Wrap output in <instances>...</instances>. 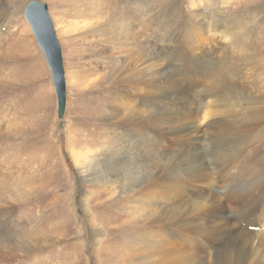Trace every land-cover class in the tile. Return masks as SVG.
I'll list each match as a JSON object with an SVG mask.
<instances>
[{
    "label": "rangeland",
    "instance_id": "374dc122",
    "mask_svg": "<svg viewBox=\"0 0 264 264\" xmlns=\"http://www.w3.org/2000/svg\"><path fill=\"white\" fill-rule=\"evenodd\" d=\"M27 1L0 0V264H264V0H39L62 51V119L22 16ZM211 9L234 43L247 32L242 45L182 32L181 15L206 19ZM222 51L230 62L212 76ZM142 60L153 78L168 74L147 86L160 99L149 113L129 106L126 77L139 78ZM214 82L233 86L215 92ZM172 101L199 110L183 138L156 128ZM150 112L142 140L119 138L118 125L143 131ZM93 165L109 169L103 187L89 182ZM150 187L148 202L133 199ZM185 223L202 235L197 248L183 246L198 257L176 261L182 240L162 231Z\"/></svg>",
    "mask_w": 264,
    "mask_h": 264
},
{
    "label": "bare ground",
    "instance_id": "6f19581e",
    "mask_svg": "<svg viewBox=\"0 0 264 264\" xmlns=\"http://www.w3.org/2000/svg\"><path fill=\"white\" fill-rule=\"evenodd\" d=\"M197 1H199V0H188V5L190 6L194 2H197ZM173 3H175V1ZM172 5H171V8H170V6L168 7L171 11H173L175 9V6L174 5L172 6ZM188 9H190V8H188ZM210 12H211V14L206 19L197 18V15H195V14H191V16L184 14V15H181L179 17L177 11L175 13V17H179L182 20L181 21V23L183 24V28H181L182 32L186 35H191L196 40H199L198 38H196V36H197L196 33L203 31L201 29H205L206 30L205 32L209 35H211L214 32H218V35L227 41V48L229 50L234 47V44L236 46L242 45L241 42L245 41V37H246L247 32L245 30H243L242 32H239L238 39L234 43L233 32L231 31V29L229 27H225L222 31H217L215 29L216 20L214 19V15L216 14V12L214 11V9H211ZM112 13L114 14L116 12L113 10ZM162 15H165L166 18L168 16V14L166 13L165 10L159 15V17H161ZM6 16H7V13H5L3 10H0V18H2L4 20L6 18ZM22 16L25 20V17L23 15V10H22ZM112 17H114V15H112L111 18L108 17L107 20H109V22L112 20H116V19H112ZM160 20H163V19L160 18ZM166 23H168V21ZM2 25H3V23L0 24V26H2ZM28 26H29V24H28ZM180 27H181V25H180ZM29 28H30V26H29ZM110 28L112 29L113 33H115V34H119L122 30V27L119 28L116 25H113V26L110 25ZM175 28H176V24L171 23V25H170L169 29L166 31V33H170L173 30L175 31ZM244 28H247V27L244 26ZM30 31H31V29H30ZM179 33H180V31H179ZM209 35L205 38L206 40L209 39V37H210ZM262 44H264V43L262 42ZM168 47H169V42L165 41L164 43H160L159 50L164 53ZM217 58H218V60L214 61L213 65L210 69L212 76H214L215 73L219 69L225 67L227 65V63L230 62L229 55L224 51H222ZM139 65H140L139 68L141 70H143L142 73L137 72V74L139 75V78L131 80L130 75L126 77V80L128 81V83L131 81L130 82L131 83L130 88L132 89V92L130 94L133 97V100L129 104V106L131 107V105H133L131 108L139 107V109L141 108L142 111H146L149 113V111H147L143 107L146 105H150L151 103H154V101L158 103V101L160 99L157 97V95H154L152 93V91L147 88V86H151L152 84H154L155 81L157 83H159V80H166L165 77L168 76V74H167V72L161 71L158 74V77L156 76L153 78L152 74H154V70H153L151 61L142 60L141 63H139ZM230 86H233L232 82H227V83L214 82L210 86V89L212 91H215V92H218V91L221 92V91L229 88ZM0 89L3 90L4 87H1ZM161 96L164 99H167L165 93ZM230 97H231V95L227 96L228 99H230ZM147 103H149V104H147ZM170 105L175 106V108L173 109L172 115L169 117V119H165L164 117L160 118V120H159L160 123L156 126V128L158 131H162V132L167 131L168 133H171V134H178L177 138H183L187 135V132L192 127H194V122L197 120L196 117H197L199 110L193 108L192 106H188L185 109L184 107H181L179 105L177 106V103L175 101L170 102ZM150 116H151V112H150V115L148 116V119L146 120V123L143 124L144 125L143 131H142V129L140 130L139 128H137L136 125H133V124L130 125L126 121H123L121 125H118V129L116 130V132L118 133L117 135L119 136L120 139H124V140L128 139V140H131L132 142H135L133 140L134 138H137L138 140H142L140 138V134L142 132L146 133L149 130L152 131L154 129V125L152 126V124H151L152 121H151ZM195 127H198V125H196ZM112 130H113V128H112ZM119 133H120V135H119ZM138 142H142V141H138ZM95 166L96 165H93L92 167L87 166V168L85 170L87 174L90 173V171H93L92 172L93 174H90L89 182H95L98 184L103 183L102 184V187H103V185L106 182H108V180H110V178H111L110 175L105 171V170H109V169L96 168V170H94V169L91 170ZM111 176H114V175L111 173ZM112 181L114 182L115 178H112ZM153 184L154 185L157 184L161 188H163V184L161 182L154 181ZM154 195H155V190L150 187V188H146V189H141L139 191L138 198H133V199H144L143 202H148V200L151 199ZM161 219H163V211H162V214L160 216V220ZM162 232L166 236L176 233L175 234L176 235L175 240H182V242L180 243V247L177 249V255L174 258L176 261L181 260L180 257H182L183 255H187L191 258L198 257V255L192 254V253L184 250V247H183L186 240H189L190 246L192 248L198 247V243H199L198 239H200L202 235L200 233V230L196 229V227L193 224L185 223L183 228L178 225L177 230L168 227L166 230H163ZM207 235H209V234H207ZM169 264H175V263H169Z\"/></svg>",
    "mask_w": 264,
    "mask_h": 264
},
{
    "label": "water",
    "instance_id": "95a60500",
    "mask_svg": "<svg viewBox=\"0 0 264 264\" xmlns=\"http://www.w3.org/2000/svg\"><path fill=\"white\" fill-rule=\"evenodd\" d=\"M23 15L50 71L57 101V117L62 119L66 110V79L61 46L48 6L39 0H28Z\"/></svg>",
    "mask_w": 264,
    "mask_h": 264
}]
</instances>
